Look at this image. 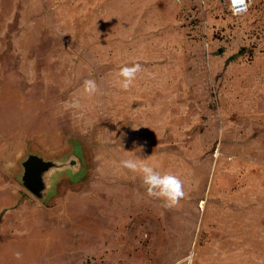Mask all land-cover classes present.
Returning <instances> with one entry per match:
<instances>
[{
  "label": "rangeland",
  "instance_id": "rangeland-1",
  "mask_svg": "<svg viewBox=\"0 0 264 264\" xmlns=\"http://www.w3.org/2000/svg\"><path fill=\"white\" fill-rule=\"evenodd\" d=\"M74 149L50 199L19 181L26 152ZM125 159L185 197L163 207ZM0 264H264V0H0Z\"/></svg>",
  "mask_w": 264,
  "mask_h": 264
},
{
  "label": "clouds",
  "instance_id": "clouds-1",
  "mask_svg": "<svg viewBox=\"0 0 264 264\" xmlns=\"http://www.w3.org/2000/svg\"><path fill=\"white\" fill-rule=\"evenodd\" d=\"M233 14H240L247 11L250 0H230ZM238 6V7H237ZM142 71L140 63H133L132 66H123L116 74L119 78L117 84L123 90H128L137 73ZM83 92L88 96H93L99 92L98 85L94 79H87L83 84ZM66 109H79L81 107L78 99L65 102ZM122 168L129 170L131 173L141 178L145 187L147 196L160 200L163 207L173 208L185 197L183 181L179 176L171 172H161L157 167L145 162L144 160L125 159L120 162ZM15 257L19 259L21 253H15Z\"/></svg>",
  "mask_w": 264,
  "mask_h": 264
},
{
  "label": "water",
  "instance_id": "water-1",
  "mask_svg": "<svg viewBox=\"0 0 264 264\" xmlns=\"http://www.w3.org/2000/svg\"><path fill=\"white\" fill-rule=\"evenodd\" d=\"M221 1L227 3V0ZM20 166L19 181L41 201H46L53 196L62 174L78 178L85 170L84 159L77 149L63 158H47L38 152L28 151L20 161Z\"/></svg>",
  "mask_w": 264,
  "mask_h": 264
},
{
  "label": "built area",
  "instance_id": "built-area-1",
  "mask_svg": "<svg viewBox=\"0 0 264 264\" xmlns=\"http://www.w3.org/2000/svg\"><path fill=\"white\" fill-rule=\"evenodd\" d=\"M252 1H253V0H250L249 6L251 5ZM247 2H248V0H246V3H247ZM227 5H228L229 8L232 10V7H233V6L231 5L230 0H227ZM249 6H248V8H249ZM237 7H238V6H237ZM248 8H247V9H248Z\"/></svg>",
  "mask_w": 264,
  "mask_h": 264
}]
</instances>
